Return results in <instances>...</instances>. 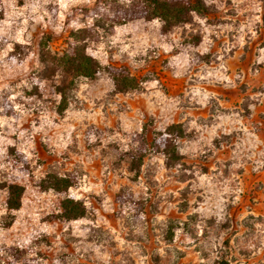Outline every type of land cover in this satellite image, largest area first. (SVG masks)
<instances>
[{"label":"clouds","instance_id":"clouds-1","mask_svg":"<svg viewBox=\"0 0 264 264\" xmlns=\"http://www.w3.org/2000/svg\"><path fill=\"white\" fill-rule=\"evenodd\" d=\"M0 264H264V0H0Z\"/></svg>","mask_w":264,"mask_h":264}]
</instances>
